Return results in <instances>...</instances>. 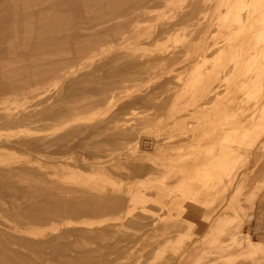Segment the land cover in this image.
Returning a JSON list of instances; mask_svg holds the SVG:
<instances>
[{
  "label": "rangeland",
  "instance_id": "374dc122",
  "mask_svg": "<svg viewBox=\"0 0 264 264\" xmlns=\"http://www.w3.org/2000/svg\"><path fill=\"white\" fill-rule=\"evenodd\" d=\"M66 1L0 0V37L12 33L18 36L13 41L3 38L0 42L19 45L8 49L9 53H0V87L10 90L7 96L13 99L9 106L14 110L22 105H31L29 110L41 108L36 103L43 95L20 87L25 82L40 80L42 70L56 59L57 47L42 46L50 35L42 31L43 14L52 17L55 11L59 20L84 31L90 19L99 13L113 12L117 20L124 17L115 12L121 0H106L107 7L95 5L93 0H75L81 5L77 10L68 9ZM192 3L193 0H172L144 17L142 31L158 29L166 23L175 29L137 50L139 60L152 62L150 71L144 78L126 81L122 88L111 91L110 95L122 90V98L113 110L104 108L93 115L95 119L110 117L123 102L150 86L167 83L169 87L165 90L155 91L157 101L168 103L165 113L155 120L143 122L156 112L144 103L131 102L126 113L119 112L128 127H139L130 142L140 150L119 158L111 170L76 166L83 161L85 153H79V161L76 157L60 163L44 161L43 169L52 178L82 179L92 182L94 191L117 194L130 209L142 211L144 220L148 221L146 217H154L157 204L155 173L148 169L172 150L171 173L181 178L175 192L183 202L173 210L172 217L163 218L164 224L169 226L172 220L179 219L178 211L186 210L201 213L200 220L207 222L219 218L223 225L218 234L206 239L191 264L212 259L216 264H264V236L250 232L256 210L264 209V0H200L203 9L208 10L205 37L178 23L181 7ZM233 27L236 34L232 35ZM113 51L118 49H109L106 54L109 56ZM170 51L184 52L176 60L163 58ZM78 63L79 59L74 61L75 65ZM92 69L93 66L85 65L73 75L51 77L49 82L54 88L49 95L62 92L65 80ZM3 112L0 111V117ZM29 129L30 125L0 127V164L4 154L15 150L13 140L18 133L30 132ZM143 168L147 172H141ZM171 173H166V178ZM119 215L107 213L82 218L91 224L61 217L34 223L32 227L47 238L72 224L97 229L120 223L125 218L119 219ZM124 232L133 229L125 228ZM195 232L189 225L185 229L166 227L162 236L158 231L133 240L124 235L127 249L121 262L160 264L163 256L193 241Z\"/></svg>",
  "mask_w": 264,
  "mask_h": 264
},
{
  "label": "bare ground",
  "instance_id": "6f19581e",
  "mask_svg": "<svg viewBox=\"0 0 264 264\" xmlns=\"http://www.w3.org/2000/svg\"><path fill=\"white\" fill-rule=\"evenodd\" d=\"M121 1L115 12L123 14L122 19L117 20L113 12L99 13L86 24L85 31L59 20L55 11L52 17L42 13L45 22L42 31L50 33L42 46L57 47L56 59L42 70L40 80L25 82L20 87L23 91L42 94L36 103L41 108L29 110L31 105H22L14 110L9 106L13 100L7 96L10 90L0 87V111H4L0 127L30 125V132L18 133L13 140L15 150L4 154L0 164V264H122L121 258L127 249L123 244L124 237L133 240L152 231H158L162 236L166 227L185 229L189 225L196 229L197 236L180 250L163 256L160 264H191L192 257L201 250L206 239L223 228L219 218L207 222L200 220L201 213L186 210L178 211L179 219L172 220L169 226L162 221L164 217H172L173 210L183 202L175 192L181 178L171 173L174 165L172 150L148 169L155 173L157 195L154 217H146L148 221L144 220L142 211L130 209L125 199L117 194L94 191L95 185L82 179L52 178L43 169L44 161L60 163L75 157L78 160L79 153H85L83 161L76 166L111 170L119 158L140 150L130 142L138 134L139 127H128L119 112L126 113L131 102L144 103L156 110L154 116L143 120L147 122L164 114L168 107L166 100L157 101L155 93L157 89L169 87L164 82L123 102L110 117L95 119L93 116L101 109L111 111L118 105L122 90L110 95L112 90L122 88L126 81L140 80L150 71L152 62L139 60L137 50L161 40L175 29L170 23L148 31H142L141 27L145 16L172 0ZM93 3L108 6L106 0H93ZM66 4L70 10L81 6L75 0H67ZM203 8L200 0L183 5L178 22L199 37L208 34V10ZM235 30L234 27L231 29L232 35L236 34ZM17 37L15 33L4 34L0 42L3 38L13 41ZM8 45L0 43V53H9L8 49L19 46L16 42ZM113 48L118 51L108 56L106 52ZM181 52L184 51H170L163 58L176 60ZM78 59L79 63L75 65L74 61ZM129 63L133 66H126ZM85 65L94 69L65 80L62 92L49 95L54 88L49 82L51 77L59 79L73 75ZM51 98L54 99L52 102ZM146 170L143 168L141 172ZM166 173L171 175L166 178ZM107 213H120L119 219L125 220L97 229L72 224L47 238L41 237L32 227L34 223L61 217L91 224L82 218ZM125 228H132L133 232H124ZM203 264H216V261L212 259Z\"/></svg>",
  "mask_w": 264,
  "mask_h": 264
},
{
  "label": "crops",
  "instance_id": "0c3cea01",
  "mask_svg": "<svg viewBox=\"0 0 264 264\" xmlns=\"http://www.w3.org/2000/svg\"><path fill=\"white\" fill-rule=\"evenodd\" d=\"M250 232L256 236H264V209H257L250 224Z\"/></svg>",
  "mask_w": 264,
  "mask_h": 264
}]
</instances>
